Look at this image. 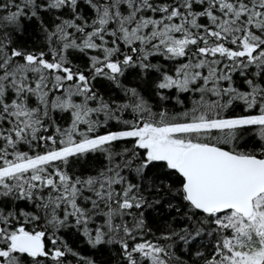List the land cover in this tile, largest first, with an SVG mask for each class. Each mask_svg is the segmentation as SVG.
I'll use <instances>...</instances> for the list:
<instances>
[{
    "label": "snow or ice",
    "instance_id": "snow-or-ice-1",
    "mask_svg": "<svg viewBox=\"0 0 264 264\" xmlns=\"http://www.w3.org/2000/svg\"><path fill=\"white\" fill-rule=\"evenodd\" d=\"M0 264H264V0H0Z\"/></svg>",
    "mask_w": 264,
    "mask_h": 264
}]
</instances>
